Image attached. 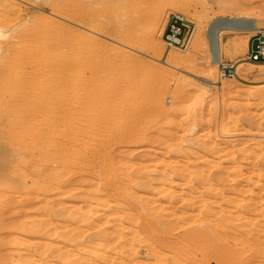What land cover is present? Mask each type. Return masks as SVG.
<instances>
[{"label": "rangeland", "instance_id": "rangeland-1", "mask_svg": "<svg viewBox=\"0 0 264 264\" xmlns=\"http://www.w3.org/2000/svg\"><path fill=\"white\" fill-rule=\"evenodd\" d=\"M5 2L7 4L3 5ZM0 7V23H2L5 34L0 36V72L2 74L0 80L3 85L7 86L4 85L1 88L2 83L0 82V96L2 97H0L2 99V101L0 100V142L3 141L2 145V142L0 143L2 146L0 148H3L0 149L1 154L2 152L7 154L5 145L15 139V130L9 129L12 126L10 123L13 115H17L24 108L22 114L27 115L28 113L30 117L35 116L28 120L31 127L46 125L50 116L52 117L54 114V117L63 111L62 106L56 104L57 102L54 103L58 100V94L61 98L62 95L67 98L71 89L78 82L75 77L79 75V81L86 78V80H90L98 66L106 68L110 65L112 68L107 70L109 73L104 70L105 72L101 74L104 76L103 79L99 75V80L96 81L98 84L100 83V87L102 84L103 88L105 86L110 90L113 86L112 90L115 89V91L116 87L117 91L130 88L129 92L127 91V95L131 96L129 109L125 107L123 111H117L118 114L121 112L124 114L118 118L117 124L126 125V127L128 124L130 128H134L132 131L135 132L128 140L125 139L127 142L125 140L124 142H102L101 146L100 143L103 140L101 136L104 134L101 128H104L105 123L95 120V125L100 128L95 131L98 136L95 132L93 135L85 133L86 130L83 126L84 132L81 129V137L76 143L84 153L86 152L89 160L87 159L84 164L78 163L79 166L69 165L70 172H67V168V174L65 171L64 174L60 169L55 170L54 174L57 173V175L55 177L52 174L51 177L54 176V178L50 180L43 174L49 166H56L57 160H53L47 153L43 154L42 148L38 149L34 146L32 159L29 157V164H27L31 173L29 171L30 174H26V169L23 167L26 163L23 160V155L20 153L21 151H16L18 152H15L16 161L24 169L19 167L20 171L16 170L18 175L16 172L14 173L15 187H17H14L16 192H13V198H15L13 203L6 202L8 194H10V187H4L7 189L6 194L4 189L2 192L0 191V202L2 201L0 210L2 217L5 215L7 218L1 224L2 226L0 225V264H43V262L44 264H86V262L88 264H123L124 262H126L125 264H236V262L237 264H264V256L262 257L258 254L259 251L257 252V247H264V235L262 236L264 234V175L257 177L259 172L264 174V166L261 167V164H264V65L242 60L254 31L222 28L219 34L220 61H235L238 65V75L232 78H221L218 66L220 61L217 64L211 61L208 40L210 37L207 36V27L218 16L227 19L241 16L258 20L260 27L264 28V0H0ZM158 11L161 12L160 15L156 14L159 13ZM172 13H180L194 24V34L188 49L168 48L163 40V31ZM150 14H156L157 20L160 19L159 29L153 36H150L149 24L141 21L143 16ZM161 15L162 17H159ZM43 35L45 36L43 37ZM59 41H61L60 46H58ZM15 42L17 43L15 44ZM156 42L160 43V46L162 43V46L160 47ZM41 44L42 46H40ZM57 49L58 51L60 49V53ZM78 49H80L77 51L79 53L82 49V55L78 53L81 67L79 66L77 69L73 64L64 65L60 62L67 59L66 56L69 52L75 53V50ZM16 50L20 56L15 53ZM61 50L65 53L64 55ZM46 52L48 56L44 55ZM13 53L18 56L15 57ZM7 54L8 57L10 56L9 59L12 58L10 62L6 58ZM172 54L179 58L182 57L184 62L177 67H171L159 61L160 58H166ZM42 55L47 56L43 57L45 63L42 62ZM18 57H22V59ZM52 58L55 60L54 62ZM63 58L64 60H62ZM34 61H40V63L37 64ZM14 63L18 66H14ZM37 67L38 70L40 69L39 71ZM71 70L74 71L73 74ZM68 74H72L74 77H69ZM24 79L26 83L22 82ZM59 79L63 82L69 79L73 83L71 82L69 85L66 81L64 84ZM100 80L102 81L100 82ZM107 84L108 86H106ZM64 91L67 95L64 94ZM156 92H159V99L164 103L163 108L155 107L157 100L154 95L156 96ZM50 94L51 97L54 96L57 99L53 98L54 106L51 108L46 102V98H49ZM124 94L126 95V92ZM16 96L18 97L16 98ZM7 97L8 100H6ZM9 97L12 98V101ZM38 99L42 100L39 102ZM36 105L38 108L35 107ZM20 107L21 109H19ZM91 107L92 105L82 104L79 108V112L82 109L80 116L86 117L87 111H89L87 116H90L89 114L93 112L90 110ZM39 108H43V110ZM7 109L9 112L6 111ZM48 109L49 115H47ZM40 111L43 115L37 113ZM125 111H128L127 114L133 113L132 115L135 116L133 122H128ZM82 119L83 117L81 122L85 121ZM31 120L33 123L30 122ZM44 120L46 123L43 124ZM7 123L8 125H6ZM139 126L141 134L137 133ZM6 129L10 130L9 135L6 133ZM101 130L103 134L100 133ZM11 132L14 134H12V140L10 139ZM5 135L7 136L5 137ZM30 163L32 164L31 168ZM78 167L79 169H77ZM257 167L262 169L258 170ZM71 170H74V173ZM21 172L25 173V176L21 175ZM121 175L122 177H119ZM126 176L130 182L124 178ZM111 178H114L115 181ZM116 181L120 186H123L120 183H126L128 188L126 192L129 193L127 194L114 186L115 183L117 184ZM191 182L193 185L190 184ZM260 197L263 200H260ZM196 201H200L201 207ZM252 201L258 202V209L246 212L243 207L244 203ZM108 207L110 208L108 209ZM185 218L189 222H194L187 224ZM247 218L250 224H248ZM255 218L258 219L257 222ZM88 221L89 223H87ZM90 221L94 225L93 227L91 225V228ZM86 223L87 226H85ZM200 225L202 226L200 227ZM76 226L80 227L79 231ZM120 226L123 228L121 229ZM127 226L130 230H125ZM259 228L263 230H260V233ZM199 229L200 237L198 236L200 235ZM231 229L234 230L230 231ZM246 229L248 232L252 230L255 237L261 236L259 238L261 242L257 238L255 240L263 243L259 245L255 241L259 246L254 242L255 247L251 248L252 246L249 245H253L251 241L253 237L247 233ZM120 231H123V234L127 236L119 237V235H123L120 234ZM254 231H256L255 234ZM242 232L243 234H241ZM72 233H74L75 239L73 236L71 238ZM114 233H118V236L113 235ZM76 236H78L77 239ZM220 236L222 238L219 239ZM244 236H248L249 241L244 239ZM125 238L127 240H124ZM194 238H197L195 242ZM239 238L240 241L244 239L245 242L244 240L240 242ZM242 242L249 246V248L246 247L247 250L245 249L246 244L240 245ZM117 243L119 244L117 245ZM59 245L60 247L57 248L56 246ZM106 246L107 249H105ZM112 246L116 248L115 252L118 254L113 250H111L113 252L110 251ZM129 246L131 247L129 248ZM240 246L242 249L244 248L245 254L240 251ZM53 247L54 249L56 247L55 252L54 249L52 250ZM97 247L99 250L103 247V251H108L105 254L101 250L100 253L103 256L105 254L104 257L102 256L103 258L99 256ZM59 248L60 250L57 251ZM88 248L90 250H87ZM120 248L122 253L118 252L121 251ZM151 248H154V251ZM250 248L252 252H250ZM147 249H150L151 252ZM95 250H98L97 253ZM237 250L241 252L239 256ZM255 250L257 253L254 254ZM91 251L93 256L92 254L89 256ZM131 252H134L133 256ZM145 252L147 255L143 254ZM107 253L109 255L112 253V255H108V257ZM84 254L89 257L85 258ZM114 255H116L115 258H113ZM121 255L126 257L122 259ZM259 255L261 257L258 258ZM90 257L95 259L91 260ZM202 257H206L204 258L206 262L202 260ZM119 258L120 260H118ZM121 259L126 260L123 262Z\"/></svg>", "mask_w": 264, "mask_h": 264}, {"label": "bare ground", "instance_id": "bare-ground-1", "mask_svg": "<svg viewBox=\"0 0 264 264\" xmlns=\"http://www.w3.org/2000/svg\"><path fill=\"white\" fill-rule=\"evenodd\" d=\"M7 3L5 2V4L3 3V5H6ZM10 7V6H9ZM0 9H1V7H0ZM3 9V8H2ZM14 12V11H13ZM17 12V11H16ZM159 13H156L157 15H160V11H158ZM1 13H2V10H1ZM165 13V12H164ZM17 14V13H16ZM156 14L154 15V14H150L149 16H143V18H141V21H144V22H146V23H148L149 24V27H150V29H149V32H150V36L152 35H154V33L156 32V31H158L157 29H159L158 27H159V20H157V17H156ZM5 17V16H4ZM159 17H162V15L161 16H159ZM41 18V17H40ZM91 19V18H90ZM12 20V19H11ZM43 20V19H42ZM83 21V20H82ZM85 21V20H84ZM96 21V20H95ZM140 21V22H141ZM42 22V21H41ZM144 22H143V24H144ZM148 24H147V26H148ZM42 26H43V24H42ZM131 26H132V24H131ZM45 27V26H44ZM208 29H207V36H209L210 38L208 39L209 40V48H210V58H211V61L213 62V63H215V64H217L219 61H220V58H221V45H220V38H219V34H220V30L222 29V28H227V29H233V30H245V31H248V32H252V31H255L256 29H258V28H260V23L258 22V20H254V19H248V18H246V17H241V16H234V17H231V18H223L222 16H218L216 19H214L213 21H211V23H210V25L207 27ZM31 29V28H30ZM51 29V28H50ZM148 29V28H147ZM38 30V29H37ZM44 31V30H43ZM36 32V31H35ZM40 32H41V30H40ZM56 32V31H55ZM34 33V32H33ZM37 33V32H36ZM158 33V32H157ZM4 34V30L2 29V23H0V36H2ZM146 34V33H145ZM149 34V33H148ZM156 34V33H155ZM5 35V34H4ZM3 35V36H4ZM21 35V34H20ZM53 35V34H52ZM29 36V35H28ZM34 36H35V33H34ZM41 36V35H40ZM45 35H43V37H44ZM50 36V35H49ZM57 36V35H56ZM133 36V35H132ZM23 37V36H22ZM30 37V36H29ZM33 37V36H32ZM43 37H41V39H43ZM124 37V36H123ZM25 38V37H24ZM48 38V37H47ZM132 38V37H131ZM151 38V37H150ZM21 39V38H20ZM35 39V38H34ZM40 39V38H39ZM47 40V39H46ZM49 42H50V40H48ZM55 41V40H54ZM24 42V41H23ZM27 42V41H26ZM60 42V44H58V46H60L61 45V41H59ZM69 42V41H68ZM76 42V41H75ZM158 42V41H157ZM156 42V43H157ZM14 43V42H13ZM17 42H15V44H16ZM28 43H30L29 41H28ZM27 43V44H28ZM40 43V42H39ZM62 43H63V41H62ZM93 43V42H92ZM20 44V43H19ZM31 44V43H30ZM50 44H51V42H50ZM160 43H157V45H159ZM25 45V44H24ZM39 45V44H38ZM38 45H37V47H38ZM68 45V44H67ZM72 46L74 45V42H73V44H71ZM90 45H92V44H90ZM26 46V45H25ZM29 46V45H28ZM40 46H42V44L40 45ZM76 46H78L77 45V43H76ZM84 46V45H83ZM160 46V45H159ZM161 46H162V43H161ZM160 46V47H161ZM20 47V46H19ZM18 47V49H20ZM68 47V46H67ZM80 47V46H79ZM93 47V46H92ZM35 48V47H34ZM40 48V47H39ZM45 48V47H44ZM46 48H47V46H46ZM45 48V49H46ZM53 48H54V46H53ZM60 48V47H59ZM70 48H71V46H70ZM156 48H158V47H156ZM23 49V48H22ZM32 49V48H31ZM38 49V48H37ZM41 49V48H40ZM40 49H38L39 51H40ZM51 49V48H50ZM72 49H73V47H72ZM87 49V48H86ZM28 50V49H27ZM36 50V49H35ZM80 49H78V50H75L74 52L75 53H73L72 51L71 52H69L68 53V55L66 56L67 57V59L66 60H64V58L62 59V60H64V62H62V61H60L61 63H63L64 65L65 64H70V65H72L73 64V66H75V68H77L78 69V67L80 66L81 67V65H79L80 64V61H81V59H80V61H79V58H80V54H81V52H82V49H81V52L79 53V52H77V51H79ZM17 51L18 50H16L15 51V53H17ZM20 51V50H19ZM31 51V50H30ZM48 51V50H47ZM56 51V50H55ZM57 51H58V49H57ZM70 51V50H69ZM12 52H13V50H12ZM12 52H11V54H12ZM25 52V51H24ZM33 52V51H32ZM44 52H45V50H44ZM49 52H51V51H49ZM49 52H48V54H49ZM61 52H62V54L64 55L65 53L63 52V50H61ZM86 52V51H85ZM15 53H13L14 55H15ZM43 53V52H42ZM52 53V52H51ZM50 53V54H51ZM56 53V52H55ZM55 53H54V55H55ZM58 53H60V49H59V51H58ZM78 53H79V55H78ZM87 53V52H86ZM18 54V53H17ZM20 54V53H19ZM18 54V55H19ZM21 54H23V53H21ZM29 54V53H28ZM47 55V52L46 53H44V55ZM95 54V53H94ZM18 55H15V57H17ZM82 55V54H81ZM20 56V55H19ZM35 56H37V55H35ZM48 56V55H47ZM46 56V57H47ZM85 56V55H84ZM117 56V55H116ZM10 57V56H9ZM9 57H8V54H7V57L6 58H8L9 59ZM14 57V58H15ZM30 57V56H29ZM40 57H41V55H40ZM39 57V59H41ZM43 57H45V56H43L42 55V62L43 63H45L44 61H43ZM45 57V58H46ZM55 57V56H54ZM87 57V56H86ZM90 57H91V54H90ZM19 59L21 58L22 59V57H18ZM25 58V57H24ZM55 58H58V57H55ZM96 58V57H95ZM94 58V59H95ZM26 59V58H25ZM28 59H31V58H28ZM36 59V58H35ZM50 59H51V57H50ZM61 59V58H60ZM92 59V58H91ZM108 59V58H107ZM12 60V58L11 59H9V61L8 62H10ZM14 60H16V59H14ZM36 60H38V58L36 59ZM46 60H48V59H46ZM45 60V61H46ZM183 60V61H182ZM20 61V60H19ZM19 61H18V63H19ZM27 61V60H26ZM33 61V60H32ZM52 61L54 62L55 60L52 58ZM90 61H92V60H90ZM97 61V60H96ZM159 61L161 62V63H163V64H165V65H167V66H171V67H177V66H179L180 64H182L183 62H184V59L182 58V57H180L179 58V56H174V54H172V55H169V56H167L166 58H160L159 59ZM31 62V61H30ZM34 62H37V61H34ZM46 62H49V61H46ZM52 62V63H53ZM95 62V61H94ZM13 63V62H12ZM20 63H22L21 61H20ZM26 63V62H25ZM38 63H40V61H38L37 62V64ZM55 63H57V62H55ZM98 63H99V60H98ZM111 63H112V61H111ZM34 64V63H33ZM42 64V63H41ZM40 64V65H41ZM94 64V63H93ZM7 65H8V63H7ZM18 66V64H15L14 63V66ZM30 65V64H29ZM44 65V64H43ZM53 65V64H52ZM60 65V64H59ZM105 65V64H104ZM106 65H107V63H106ZM105 65V66H106ZM13 66V67H14ZM20 66V65H19ZM23 65L21 64V67H22ZM38 66V65H37ZM112 66V65H111ZM11 67H12V64H11ZM28 67V66H27ZM36 67V66H35ZM51 67V66H50ZM49 67V68H50ZM63 67V66H62ZM72 67V66H71ZM17 68V67H16ZM25 68V67H24ZM23 68V70H25ZM32 68V67H31ZM43 68V67H42ZM41 68V69H42ZM53 68V67H52ZM55 68V67H54ZM58 68H60V67H58ZM58 68H56V69H58ZM64 68H66V67H64ZM110 68V65H109V67H106V68H104V67H100V66H98L97 67V71L96 70H94V71H96V73H94V75L96 74V76H94L93 74H92V79H90V80H81V81H79V79H78V77H79V75H78V77H75V78H77V80H78V82H76V84L74 85V88L71 86V88H73V89H71L72 91L69 93V96L67 97V98H65V96H63L62 95V98H61V96L58 94V96L60 97V99H59V97L56 99V97H51L52 95L50 94V97L49 98H46V102H47V104H48V106L51 108V107H53L54 106V104H53V101H54V99L53 98H55L57 101H55L54 103H56V104H58L59 106H62V108H63V111L62 112H60L59 114H57V115H55L54 117H53V115H52V117L50 116V118L48 119V117H47V119H48V121H47V123H46V120H44L43 121V124L44 123H46V125H44V126H36V127H31L30 126V124H29V119L30 118H35V116H29V114L27 113V115H24V114H22L21 112L24 110V108H23V110L20 112V113H17V115L15 114V116L13 117L12 116V119L11 118H9V119H11V123L10 124H12V126L11 127H9V129L10 128H12L13 130H15V132H14V134H15V139H13V133L11 132V140L13 139V141L11 142L10 141V144H8V145H5V150H6V153L7 154H5L4 152H2V154L0 153V191L2 192L3 191V189H4V187L5 188H7V187H10V194H8L9 196V198L7 197V200H6V202L8 203V204H11V203H13L14 202V199L15 198H13V192H16V191H14V187H15V183H16V181H15V178H14V173L16 172V170H18V168L19 167H21L22 165H18V163H17V161H16V155H15V152L16 151H21L20 153L23 155L22 157H23V160H24V162H26L24 165H23V167L26 169V171H25V173L26 174H30L31 173V169L29 170L28 168H27V166H29V165H27V164H29V157H31V155H33L32 154V148H34V146H36L35 148H42V151H43V154L45 153H47V154H49L52 158H53V160H57V162L58 163H56V166H49L48 167V169H47V171L45 170V172H44V174L43 175H46V177L48 176L49 178V180L50 179H53L54 178V176L56 177V175H57V173L56 174H54L56 171L55 170H58V169H60V170H62L63 171V173H64V171L66 172V169L68 168V170H67V172L69 173L70 172V170H69V165H71V164H73V165H77V166H79L78 165V163H81L82 162V164H84L86 161H87V159H88V156H87V154H86V152L84 153L83 152V150H82V148L81 147H79L78 145H77V143H76V141L77 140H79V138L81 137V133H80V131H81V129H82V132H84L83 131V129L85 128V130H86V132L85 133H87V134H89V135H93L94 134V132L95 131H97V129L99 128V126H97V125H95V120H100V121H102L103 123H105V125H104V128H101L102 130H103V132H104V134H103V132H102V130L100 131V133L102 132V138H103V140L101 141V143H100V145L102 146V142L103 143H107V142H113V141H123L124 142V140L126 139V140H128L129 138H130V136L131 135H134V133L135 132H133L132 130L134 129L133 127H131L130 128V126L127 124V127H126V125H124V126H121L120 124L118 125L117 124V120H118V118H120L121 116H123L124 114H122V112H121V114H118V112H120L121 110L123 111V109L126 107V109H129V107H128V105H129V103H130V95H127V91L129 92V89L127 90V88H123V89H121V90H118L117 91V87H116V91H115V89H113L112 90V87H111V89H110V86H109V89L110 90H108L107 88H105V86H104V88L102 87V84H101V87H100V83L98 84L97 83V81L96 80H99V75H101L102 73H104L105 71H107L108 69ZM19 69V68H18ZM47 69V68H46ZM61 69V68H60ZM74 69V68H73ZM80 69V68H79ZM112 68H110L109 70H111ZM2 70H3V67H2ZM31 70V69H30ZM37 70H38V67H37ZM40 70V69H39ZM38 70V71H39ZM50 70H51V68H50ZM53 70H55V69H53ZM59 70V69H58ZM105 70V71H104ZM114 70V69H113ZM239 70V69H238ZM28 71V70H27ZM34 71V70H33ZM43 71V70H42ZM63 71V70H62ZM77 71H79V70H77ZM77 71H76V75H77ZM13 72V71H12ZM74 72V71H73ZM73 72H72V70H71V73L73 74ZM108 73H109V71H107ZM112 72V71H111ZM3 73V75H4V72H2ZM10 73V72H9ZM20 73V72H19ZM45 73V72H44ZM49 73V72H48ZM47 73V74H48ZM69 73H70V71H69ZM22 74V73H21ZM23 74H25V73H23ZM22 74V75H23ZM36 74V73H35ZM46 74V73H45ZM51 74V73H50ZM55 74H57V73H55ZM72 74H68V75H70L69 77H71L72 76ZM82 74V73H81ZM81 74H80V76H81ZM0 75H2L1 74V72H0ZM28 75V74H27ZM59 75V74H58ZM63 75H64V73H63ZM105 75V74H104ZM113 75V74H112ZM8 76H10V75H8ZM43 76V75H42ZM65 76V75H64ZM15 77V76H14ZM13 77V78H14ZM25 77H26V75H25ZM39 77H40V75H39ZM38 77V79H40ZM67 77V76H66ZM72 77H74V75L72 76ZM97 77V78H96ZM100 77H102V79H103V75H101ZM6 78H7V76L5 77V81H6ZM10 78H11V76H10ZM16 78V77H15ZM15 78H14V80H15ZM20 78V77H19ZM29 78V77H28ZM28 78H27V80H28ZM32 78H34V77H32ZM47 78V77H46ZM56 78H57V76H56ZM64 78V77H63ZM81 78V77H80ZM117 78V77H116ZM26 79V78H25ZM25 79H24V81H22V82H25L26 83V81H25ZM36 79H37V76H36ZM51 79V78H50ZM89 79V78H88ZM210 78H208V80H209ZM14 80H13V84H14ZM66 80V79H65ZM74 80V79H73ZM76 79H75V81H77ZM110 80H111V77H110ZM211 80V79H210ZM30 81V80H29ZM56 81H57V79H56ZM55 81V82H56ZM59 81L60 82H62V83H66V81H67V84L69 83V85H70V83L72 82L71 80H69V79H67L66 81H61V79H59ZM102 80H100V82H101ZM112 81V80H111ZM115 81V80H114ZM113 81V82H114ZM0 82L2 83V85H1V88H2V86H4L3 85V82L0 80ZM21 81H20V83H22ZM43 82V81H42ZM47 82H49L48 81V79H47ZM52 82H53V79H52ZM112 82V83H113ZM212 82H213V80H212ZM9 83V82H8ZM32 83V82H31ZM73 83V82H72ZM116 83V82H115ZM29 84H30V82H29ZM46 84V83H45ZM45 84H44V87H45ZM49 84H51V83H49ZM129 84V83H128ZM41 85V84H40ZM48 85V84H47ZM46 85V86H47ZM56 86H57V83L55 84ZM61 85H63V84H61ZM69 85H68V87H69ZM114 85V84H113ZM131 85V84H130ZM6 86V85H5ZM10 86V85H9ZM29 86V85H28ZM31 86V85H30ZM106 86H108V84L106 85ZM128 86V85H127ZM7 87V86H6ZM19 87H20V85H19ZM26 87V86H25ZM25 87H24V89H25ZM50 87H51V85H50ZM12 88V87H11ZM14 88V87H13ZM27 88V87H26ZM61 88V87H60ZM118 88H119V86H118ZM20 89H21V87H20ZM28 89H29V87H28ZM30 89H31V87H30ZM48 89H49V87H48ZM47 89V90H48ZM59 89V88H58ZM3 90H5L4 88H3ZM22 90V89H21ZM20 90V91H21ZM31 90H33V88L31 89ZM60 90V92H62L61 91V89H59ZM108 90V91H107ZM126 90V91H125ZM0 91H1V89H0ZM17 91V90H16ZM26 91H28L27 89H26ZM35 91V90H34ZM57 91V90H56ZM11 92H13V91H11ZM15 92V91H14ZM21 92H23V90L21 91ZM126 92V95L124 94ZM45 93V92H44ZM51 93H52V90H51ZM54 93H55V91H54ZM57 93H58V91H57ZM121 93H122V95H121ZM2 94V93H1ZM12 94V93H11ZM28 94V93H27ZM64 94H66V92L64 91ZM158 94H159V92L157 93L156 92V96L154 95V98H155V100H157V103H155V107L157 106L158 108H163V106H164V103L159 99V96H158ZM8 95V94H7ZM34 95H35V93H34ZM67 95V94H66ZM5 96V95H4ZM45 96H46V94H45ZM57 96V95H56ZM1 97V96H0ZM12 97V96H11ZM14 97V96H13ZM18 96H16V98H17ZM21 97V96H20ZM19 97V98H20ZM37 97H38V94H37ZM47 97V96H46ZM2 98V97H1ZM0 98V100L2 101V99ZM23 98V97H22ZM35 98V97H34ZM83 98V99H82ZM9 99H11V101H12V98H10L9 97ZM31 99H32V97H31ZM6 100H8V97H7V99ZM27 100H28V97H27ZM37 100V99H36ZM39 100V99H38ZM40 100H42V99H40ZM40 100H39V102H40ZM70 100H71V102H70ZM29 101H30V99H29ZM129 101V102H128ZM27 102V101H26ZM45 102V101H44ZM2 103V102H1ZM14 103V102H13ZM19 103V102H18ZM18 103H17V105H18ZM3 104H5L6 105V103H4L3 102ZM21 104V103H20ZM19 104V105H20ZM34 104H35V102H34ZM82 104H86V105H92V107L90 108V110H92L93 112H91L89 115L90 116H87V113H89V111H87V113H86V117H84V116H80V113H81V111H82V109H81V111L79 112V108L82 106ZM157 104V105H156ZM25 105V104H24ZM44 105H46V103H44ZM1 106H2V104H1ZM8 106H9V104H8ZM8 106H6L7 108H8ZM12 106H13V104H12ZM29 107V105H26V107ZM5 107V106H4ZM24 107V106H23ZM35 107H37L38 108V106L36 105ZM40 107H41V105H40ZM86 107V106H85ZM13 109V108H12ZM17 109V108H16ZM19 109H21V107L19 108ZM39 109H41V108H39ZM125 109V110H126ZM9 109H7L6 111H8ZM34 110H35V108L33 109V112H34ZM41 110H43V108L41 109ZM44 110H45V108H44ZM119 110V111H118ZM27 111V110H26ZM36 111H37V109H36ZM118 111V112H117ZM9 112V111H8ZM41 112V113H40ZM40 112H37L38 114H41V115H43L42 114V111H40ZM49 109H48V114H47V112H46V114L47 115H49ZM84 112V111H83ZM126 112V117L128 118V122L130 121H132L133 122V120H135V116H133L132 114L133 113H129V114H127L128 113V111H125ZM5 113V112H4ZM26 113V112H25ZM31 113V112H30ZM43 113H44V111H43ZM6 114V113H5ZM32 114V113H31ZM34 114H35V112H34ZM11 115V114H10ZM45 116V115H44ZM7 117H8V114H7ZM83 117V119H85V121H83V119H82V121L83 122H81V118ZM90 117V118H89ZM3 118H4V115H3ZM2 118V119H3ZM6 118V117H5ZM94 120V121H91V120ZM40 120H41V118H40ZM43 120V119H42ZM3 121V120H2ZM35 121V120H34ZM39 121V120H38ZM119 121V120H118ZM4 122H6V121H4ZM7 122H8V120H7ZM30 122H32V120L30 121ZM36 122H37V120H36ZM39 122H41V121H39ZM94 122V123H93ZM33 123V122H32ZM99 123V122H98ZM119 123V122H118ZM0 124H1V120H0ZM3 124V123H2ZM102 124V123H101ZM122 124V123H121ZM130 124V123H129ZM134 124V123H133ZM142 124V123H141ZM6 125H8V123L6 124ZM32 125V124H31ZM40 125V124H39ZM80 125V126H79ZM3 126V125H2ZM10 126V125H9ZM34 126V125H33ZM83 126H84V128H83ZM103 126V125H102ZM14 127V128H13ZM3 129H4V126L2 127ZM100 129V128H99ZM143 129V128H142ZM2 130V129H1ZM7 131H6V133H8V135L10 134L9 132H10V130H8V129H6ZM133 132V134H131L132 132ZM140 132H139V131ZM5 131V130H4ZM2 132H3V130H2ZM98 133V132H97ZM137 133L138 134H141V128H140V126H139V128L137 129ZM5 134V133H4ZM13 134V135H12ZM95 134H96V132H95ZM97 135V134H96ZM136 135V134H135ZM7 135H5V137H6ZM98 136V135H97ZM88 137V136H87ZM90 137V136H89ZM101 137H100V139H101ZM8 138H9V136H8ZM96 138V137H95ZM83 139V138H82ZM98 139V138H97ZM85 140H87V139H85ZM125 140V141H126ZM82 141V140H81ZM90 141H91V139H90ZM99 141V140H98ZM99 141V142H100ZM2 142V143H1ZM1 145L3 144V141L1 140ZM94 142V141H93ZM98 142V143H99ZM127 142V141H126ZM9 143V142H8ZM6 144V143H5ZM85 144V143H84ZM84 144H82V145H84ZM0 145V147H2ZM4 146V145H3ZM84 147H85V145H84ZM83 147V148H84ZM94 147H96V146H94ZM264 147V146H263ZM0 149H3V148H0ZM95 149V148H94ZM98 149V148H97ZM96 149V150H97ZM4 150V151H5ZM106 150V149H105ZM261 150V149H260ZM1 151H3V150H1ZM10 151V153H8ZM93 151V150H92ZM98 152V151H97ZM16 153H18V152H16ZM19 153V154H20ZM257 153V152H256ZM91 154V153H90ZM253 155H254V153H252ZM261 154V153H260ZM16 156V157H15ZM93 156H94V154H93ZM259 156V155H258ZM264 156V155H263ZM19 159V158H18ZM21 159V158H20ZM31 159H32V157H31ZM76 160V161H75ZM89 160V159H88ZM32 161V160H31ZM248 161H250V160H248ZM254 162V161H253ZM263 162V161H262ZM22 164H23V162H22ZM86 164H88V163H86ZM31 163H30V168H31ZM94 165V164H93ZM110 165V164H109ZM253 165H254V163H253ZM86 166V165H85ZM91 166V165H90ZM252 166V165H251ZM262 166H264V164H261V167ZM23 167H21V169H24ZM75 167V166H74ZM83 167V166H82ZM257 168H259L258 170H261L260 169V167H257ZM72 169V168H71ZM74 169V168H73ZM77 169H79V167L77 168ZM76 169V170H77ZM82 169V168H81ZM98 169V168H97ZM96 170V169H95ZM114 170V169H113ZM18 171H20V169L18 170ZM18 171L16 172V174L18 173ZM24 171V170H23ZM29 171H30V173H29ZM61 171V172H62ZM74 171V170H73ZM72 170H71V172H73ZM84 171V170H83ZM82 171V172H83ZM94 171V170H93ZM121 171V170H120ZM124 171V170H123ZM126 171V170H125ZM48 172V174H45V173H47ZM67 172H66V174H67ZM77 172V171H76ZM85 172V171H84ZM107 172V171H106ZM111 172H112V170H111ZM22 174L21 175H23V176H25V173H23V172H21ZM74 173V172H73ZM78 173V172H77ZM119 173V172H118ZM198 173V172H197ZM247 173V172H246ZM19 174H20V172H19ZM52 174H54V176H53V178L51 177L52 176ZM65 174V173H64ZM71 174V173H70ZM76 174V173H75ZM123 174V173H122ZM258 175H257V177L258 176H263L264 174H262V173H257ZM18 175V174H17ZM16 175V176H17ZM59 175V174H58ZM110 175V172L108 173V176ZM113 175H115L114 173H113ZM128 176H129V174H127ZM59 176H63L62 174H60ZM107 176V177H108ZM123 176H125L124 174H123ZM136 176V175H135ZM119 177H122V175L121 176H119ZM132 177V176H131ZM169 177V176H168ZM167 177V178H168ZM109 178V177H108ZM114 178H115V176H114ZM114 178H111L112 180H114ZM126 180H127V176L126 177H124ZM129 178H130V176H129ZM116 179V178H115ZM118 179V178H117ZM110 180V179H109ZM130 179H128L127 180V182H130L129 181ZM138 180V179H137ZM172 180V179H171ZM188 180V179H187ZM19 181V180H18ZM115 181V180H114ZM118 181H120L119 179H118ZM118 181H116L117 182V184L115 183V182H113V183H115V185L114 186H117V188H119L121 191H123V192H125V193H127L126 192V189L128 190V188L126 187V183L124 184V182H122V183H120L121 185H123V186H120L119 184H118ZM137 182V181H136ZM135 182V183H136ZM176 182V181H175ZM190 182V181H189ZM20 183V182H19ZM107 183V182H106ZM52 184V183H51ZM142 184V183H141ZM191 185H193L192 184V182L190 183ZM18 185V184H17ZM48 185H50L49 183H48ZM47 185V186H48ZM110 185V184H109ZM113 185H112V187H113ZM135 186V185H134ZM195 186V185H194ZM17 187V186H16ZM15 187V188H16ZM51 187V186H50ZM114 188V187H113ZM61 189V188H60ZM130 189V188H129ZM5 190V194H6V190L7 189H4ZM17 190V189H16ZM100 190V189H99ZM119 190V191H120ZM175 190V189H174ZM196 190V189H195ZM9 191V190H8ZM177 191V190H176ZM106 192V191H105ZM130 192H131V189H130ZM129 193V192H128ZM127 193V194H128ZM136 193H137V191H136ZM173 193V192H172ZM101 194V193H100ZM102 195V194H101ZM117 196L118 197H120L119 196V194H117ZM127 196V195H126ZM260 196V195H259ZM0 197H1V194H0ZM15 197V196H14ZM107 197V196H106ZM105 198V197H104ZM252 198V197H251ZM101 199V198H100ZM262 199V197H260V200ZM198 200V199H197ZM253 200V199H252ZM263 200V199H262ZM103 201V198H102V200H101V202ZM136 201V200H135ZM201 201V200H200ZM200 201H196V202H200ZM248 201V200H247ZM249 201H250V199H249ZM256 201H257V199H256ZM259 201V200H258ZM2 202V201H1ZM0 202V203H1ZM5 202V201H4ZM171 202V201H170ZM211 202V201H210ZM112 203V202H111ZM121 203V202H120ZM113 204H115V203H113ZM200 204L201 203H199V205L198 206H200ZM233 204H234V202H233ZM258 202L256 203L255 201H252V202H250V203H247V204H245L244 203V205H243V207L245 208V211L246 212H249V211H253V210H256V209H258ZM13 205V204H12ZM104 205V204H103ZM190 204H188V206H189ZM191 206H192V204H191ZM206 206V205H205ZM235 206H236V204H235ZM102 207V206H101ZM105 207H106V204H105ZM190 207V206H189ZM201 207V206H200ZM199 207V208H200ZM110 207H108V209H109ZM119 208H120V206H119ZM124 208V207H123ZM1 209V208H0ZM107 209V210H108ZM163 209V208H162ZM166 209V208H165ZM191 209H192V207H191ZM195 209H196V207H195ZM111 210H112V208H111ZM168 210H170V209H168ZM209 210V209H208ZM225 210V209H224ZM260 210H261V208H260ZM5 212V211H4ZM4 212H3V214H4ZM114 212V211H113ZM234 212V211H233ZM116 213V212H115ZM118 213V212H117ZM189 213V212H188ZM196 213V212H195ZM200 213V212H199ZM214 213V212H213ZM255 213V212H254ZM264 213V212H263ZM263 213H260V214H263ZM119 214V213H118ZM242 215H243V213H241ZM115 215V214H114ZM114 215H113V217H114ZM117 215V214H116ZM132 215H133V213H132ZM156 215V214H155ZM200 215V214H199ZM215 215V214H214ZM213 215V216H214ZM230 215V214H229ZM249 215V214H248ZM247 215V216H248ZM3 215H2V212H1V210H0V225L7 219L6 217H5V215H4V217H2ZM193 216V215H192ZM224 216V215H223ZM246 216V217H247ZM255 216V215H254ZM261 216V215H260ZM120 217V216H119ZM183 217V216H182ZM196 217V216H195ZM207 217V216H206ZM205 217V218H206ZM215 217V216H214ZM213 217V218H214ZM222 217V216H221ZM225 217V216H224ZM242 217V216H241ZM245 217V218H246ZM249 217V216H248ZM253 217V216H252ZM6 218V219H5ZM97 218H98V220H99V217L97 216ZM107 218V217H106ZM110 218H112V217H110ZM117 218V217H116ZM115 218V219H116ZM134 218V217H133ZM159 218H160V215H159ZM164 218V217H163ZM184 218V217H183ZM258 218V217H257ZM186 219V218H185ZM196 219H198V218H196ZM212 219V218H211ZM244 219V218H243ZM259 219H260V217H259ZM114 220V219H113ZM131 220H132V216H131ZM165 220V219H164ZM192 220V219H191ZM215 220V219H214ZM217 220V219H216ZM249 219L247 218V221H248ZM251 220H253L252 218H251ZM255 220H256V222H257V220L258 219H256L255 218ZM260 220H262V219H260ZM264 220V219H263ZM9 221H10V219H9ZM105 221V220H104ZM108 221H109V219H108ZM137 221V220H136ZM135 221V222H136ZM146 221V220H145ZM158 221V220H157ZM186 221H187V224H188V220L186 219ZM203 221V220H202ZM106 222V221H105ZM116 222V221H115ZM121 222V221H120ZM160 222V221H159ZM183 222H185V221H183ZM192 222H194V221H192ZM192 222H189V223H192ZM199 222V221H198ZM214 222V221H213ZM258 222H260V221H258ZM264 222V221H263ZM87 223H89V221L87 222ZM87 223L85 224V226H87ZM93 223V222H92ZM99 223V222H98ZM203 223V222H202ZM227 223H228V221H227ZM148 224V223H147ZM209 224V223H208ZM217 224V223H216ZM248 224H250V222L248 221ZM254 224V223H253ZM91 221H90V224H89V226H90V228H91ZM118 225H119V222H118ZM124 225V224H123ZM159 225V224H158ZM185 225V224H184ZM199 225V224H198ZM212 225V224H211ZM210 225V226H211ZM215 225V224H214ZM2 226V225H1ZM0 226V227H1ZM84 226V227H85ZM94 225H92V227H93ZM163 226V225H162ZM202 225H200V227H201ZM208 226V225H207ZM209 226V227H210ZM222 226V225H221ZM243 226V225H242ZM248 226V225H247ZM263 226H264V223H263ZM262 226V227H263ZM77 228H78V231H79V229H80V227L79 226H76ZM181 227H182V224H181ZM194 227V226H193ZM258 227H259V224H258ZM257 227V228H258ZM75 228V227H74ZM87 228V227H86ZM89 228V227H88ZM120 228L122 229L123 227H121L120 226ZM119 228V229H120ZM191 228V227H190ZM206 228V227H205ZM219 228H220V226H219ZM249 228V227H248ZM254 228V227H253ZM252 228V229H253ZM85 229V228H84ZM126 229H129L130 230V228H128V226H127V228H125V230ZM163 229V228H162ZM212 229V228H211ZM228 229V228H227ZM66 230V229H65ZM77 230V229H76ZM102 230V229H101ZM100 230V231H101ZM115 231H116V229H114ZM117 230H118V228H117ZM124 230V231H125ZM153 229L151 228V231H152ZM165 230H166V228H165ZM205 230V229H204ZM221 230V229H220ZM223 230V229H222ZM234 229H231L230 231H233ZM257 230V229H256ZM260 228H259V233H260ZM263 230H264V228H263ZM263 230H261V231H263ZM81 232H82V230H80ZM95 231V230H94ZM135 231V230H134ZM138 231V230H137ZM186 231V230H185ZM215 231H216V229H215ZM228 231H229V229H228ZM242 231H243V229H242ZM246 231H247V229H246ZM251 232H248L247 231V233L249 234L250 233V235L253 237V239L251 238V236H249L250 238H251V241L253 242V245H249L251 248H253V247H255L254 246V242L255 241H257V240H259V242H261L260 241V239L259 238H261V236L258 238V235L255 237L253 234H252V230H250ZM98 232V231H97ZM102 232V231H101ZM127 232V231H126ZM125 232V233H126ZM129 232V231H128ZM132 232V231H131ZM192 233H193V231H191ZM222 232V234H223V231H221ZM255 232L256 231H254V234H255ZM258 232V231H257ZM78 234L80 233V232H77ZM119 233V232H118ZM118 233L117 234H113V235H115V236H118ZM123 234V231L121 232L120 231V234ZM155 233V232H154ZM237 233V232H236ZM263 233V232H262ZM64 234L66 235V233L64 232ZM81 234V233H80ZM151 234H152V232H151ZM199 234H200V229H199ZM231 234V233H230ZM233 234H234V232H233ZM238 234V233H237ZM241 234H243V232L241 233ZM258 234V233H257ZM82 235H83V233H82ZM140 235V234H139ZM143 235H144V233H143ZM197 235V234H196ZM203 235H204V233H203ZM209 235V234H208ZM215 235H216V233H215ZM261 235V234H260ZM264 234H262V236H263ZM71 236V238H72V236H73V239H75L74 238V233H72V235H70ZM101 236V235H100ZM120 236H127V235H125V234H123V235H119V237ZM173 236V235H172ZM199 237L201 236V234L200 235H198ZM204 236H206V235H204ZM214 236V235H213ZM219 236V235H218ZM218 236H216V237H218ZM247 236V237H248ZM68 238H69V236H67ZM77 237L78 236H76V239H77ZM142 237V236H141ZM199 237H198V240H199ZM226 237H227V235H226ZM231 237H233L234 238V236H232L231 235ZM240 237V236H239ZM247 237L246 236H244V239L246 238L247 239ZM248 237V239H250ZM88 238H89V236H88ZM92 238V237H91ZM94 238V237H93ZM116 239H117V237H115ZM122 238V237H121ZM220 238H222L221 236L219 237V239ZM236 238V237H235ZM238 238V237H237ZM257 238V240H255ZM1 239V238H0ZM82 239V238H81ZM80 239V240H81ZM106 239H107V237H106ZM196 239L197 238H194L193 240H194V242L196 241ZM203 239V238H202ZM202 239H201V241H202ZM244 239H241V241L242 240H244ZM247 239V240H248ZM84 240H85V238H84ZM84 240H83V243H84ZM91 240V239H90ZM115 240V239H114ZM124 240H127V238H125ZM123 240V242L124 243H126L125 241ZM198 240H197V243H198ZM213 240V239H212ZM63 241H64V238H63ZM82 241V240H81ZM95 241V240H94ZM108 241V240H107ZM142 241V240H141ZM145 241V240H144ZM238 241V240H237ZM239 241H240V238H239ZM238 241V242H239ZM240 241V242H241ZM249 241V240H248ZM264 241V240H263ZM52 242V241H51ZM56 242V241H55ZM93 242V241H92ZM117 242V241H116ZM167 242V241H166ZM235 242V241H234ZM244 242H245V240H244ZM244 242H242V244L240 243V245H243V243ZM258 242V241H257ZM258 242V244L259 245H261L262 243H259ZM81 244H83L82 242H80ZM89 243V242H88ZM105 243V242H104ZM121 243V242H120ZM129 243V242H128ZM127 243V244H128ZM131 245H132V240H131ZM170 243V242H169ZM222 243V242H221ZM57 244V243H56ZM60 244V243H59ZM78 244V243H77ZM98 244H99V242H98ZM108 244V243H107ZM112 244V243H111ZM119 243H117V245H118ZM137 244V243H136ZM149 244H150V242H149ZM161 244V243H160ZM167 244V243H166ZM172 244V243H171ZM194 244V243H193ZM209 244V243H208ZM225 244V243H224ZM246 243H244V245H245ZM249 244H250V242H249ZM257 243L255 242V245H256ZM257 244V246H259ZM264 244V243H263ZM88 245V244H87ZM101 245V244H100ZM99 245V246H100ZM110 245V244H109ZM114 245V244H113ZM130 245V244H129ZM187 245V244H186ZM236 245V244H235ZM239 245V244H238ZM93 246V245H92ZM105 246V245H104ZM103 246V247H104ZM115 246V245H114ZM124 247L126 246V245H123ZM134 246V245H133ZM223 246H225V245H223ZM249 246H247V244L245 245V249L247 250V248L246 247H248L249 248ZM256 246V247H257ZM34 247V246H33ZM51 247V246H50ZM57 248L58 247H60V245L59 246H56ZM56 247H55V249H56ZM102 247V248H103ZM131 246H129V248H130ZM139 247H141V246H139ZM151 247V246H150ZM153 247V246H152ZM232 247V246H231ZM96 248V247H95ZM102 248H101V250H102ZM108 248H110V247H108ZM112 248H113V246H112ZM110 248V251L111 250H113L114 252H115V249L116 248ZM119 248V247H118ZM136 248V247H135ZM171 248V247H170ZM188 248V247H187ZM229 248V247H228ZM240 248H241V246H240ZM249 249L250 250V252H252L251 250L252 249ZM257 248H258V250H257ZM257 248H255L256 250H257V252H258V254H260V255H262V257L264 256V247L263 246H259V247H257ZM51 249V248H50ZM54 249V247L52 248V250ZM55 249H54V252H55ZM69 249V248H68ZM91 249H92V247H91ZM97 249L99 250V248L97 247ZM104 249V248H103ZM105 249H107V246H106V248ZM121 249V248H120ZM134 249V248H133ZM152 249V251H154V248H151ZM196 249V248H195ZM205 249V248H204ZM233 249V248H232ZM58 250H60V248L59 249H57V251ZM87 250H90L89 248L87 249ZM98 250H95L96 251V253H97V251ZM101 250H99L98 251V254H99V256L100 257H102L103 256V254H101L100 252H101ZM119 250V249H118ZM117 250V251H118ZM123 250H125V249H123ZM131 250V249H130ZM147 250H150V249H147ZM243 250V251H242ZM256 250H255V252H253L254 254L255 253H257L256 252ZM113 251H111V252H113ZM241 252H244V254H245V251H244V248L242 249L241 248V250H240ZM48 252V251H47ZM64 252V251H63ZM92 252V251H91ZM105 252V254H106V252H108L107 250H105V251H103L102 250V253H104ZM119 253L121 252L122 253V249H121V251L119 250L118 251ZM124 252V251H123ZM126 252V251H125ZM150 252H151V250H150ZM163 252V251H162ZM234 252H235V250H234ZM241 252H238V250H237V255L239 256V254L241 253ZM246 252H248V251H246ZM50 253H51V250H50ZM71 253V252H70ZM116 253V252H115ZM185 253V252H184ZM230 253H231V249H230ZM252 253V254H253ZM67 255L69 254V253H66ZM77 254V253H76ZM79 254V253H78ZM91 254H92V256H93V252L92 253H90L89 252V256H91ZM105 254H104V256H105ZM114 254V253H113ZM116 254H118V253H116ZM126 254V253H125ZM129 254V253H128ZM131 254H132V256H133V254H134V252L132 253L131 252ZM143 254H146V252L145 253H143ZM161 254V253H160ZM165 254H166V252H165ZM188 254V253H187ZM249 254V253H248ZM56 255V254H55ZM73 255V254H72ZM95 255V254H94ZM109 254L107 253V255L106 256H108ZM110 255H112V253L110 254ZM109 255V256H110ZM120 255V254H119ZM123 255V254H122ZM121 255V256H122ZM138 255V254H137ZM147 255V254H146ZM186 255V254H185ZM258 256V258L259 257H261V256ZM64 256V255H63ZM75 256H77V255H75ZM84 256H85V258H86V256H88V255H85L84 254ZM88 256V257H89ZM96 256V255H95ZM98 256V257H99ZM103 256V257H104ZM108 256V257H109ZM115 256L116 255H114V257L113 258H115ZM135 256V255H134ZM144 257H145V255H143ZM160 256V255H159ZM172 256H173V254H172ZM241 257L243 256V254L242 255H240ZM97 257V256H96ZM102 257V258H103ZM123 257H126V256H122V259H123ZM128 257V256H127ZM130 257V256H129ZM128 257V258H129ZM165 257V256H164ZM207 257V256H206ZM206 257H202L203 259V261H205V259L204 258H206ZM233 257H234V255H233ZM68 258V257H67ZM80 258V257H79ZM91 258V257H90ZM121 258V257H120ZM120 258L118 259V260H120ZM163 258V257H162ZM188 258V257H187ZM76 259V258H75ZM95 258H91V260H94ZM121 259V260H122ZM156 259V258H155ZM167 259H168V257H167ZM184 259V258H183ZM236 259V258H235ZM239 259H240V257H239ZM244 259V258H243ZM245 259H246V257H245ZM45 260V259H44ZM69 260V259H68ZM86 260V259H85ZM88 261H90L89 259H87ZM86 260V261H87ZM126 260V259H125ZM124 260V261H125ZM129 260H131V259H129ZM140 260V259H139ZM151 260V259H150ZM164 260H165V258H164ZM241 260H242V258H241ZM42 261V260H41ZM46 261V260H45ZM61 261V260H60ZM82 261V260H81ZM123 261V260H122ZM123 261V262H124ZM138 261V260H137ZM136 261V262H137ZM166 261V260H165ZM43 262V261H42ZM47 262V261H46ZM45 262V263H46ZM77 262H78V260H77ZM83 262H84V260H83ZM119 262V261H118ZM121 262V261H120ZM119 262V263H120ZM139 262V261H138ZM140 262H142V261H140ZM174 262H176V261H174ZM206 262V261H205ZM242 262H243V260H242ZM90 263H92V262H90ZM95 263V262H94ZM100 263V262H99ZM115 263V262H114ZM126 262H124L123 264H125ZM128 263H129V261H128ZM131 263V262H130ZM133 263H134V261H133ZM146 263V262H145ZM43 264H44V262H43ZM76 264V263H75ZM86 264H88V262H86ZM96 264V263H95ZM117 264V263H116ZM122 264V263H121ZM135 264V263H134ZM147 264V263H146ZM177 264V263H176ZM201 264V263H200ZM236 264H237V262H236ZM240 264V263H239Z\"/></svg>", "mask_w": 264, "mask_h": 264}, {"label": "built area", "instance_id": "built-area-1", "mask_svg": "<svg viewBox=\"0 0 264 264\" xmlns=\"http://www.w3.org/2000/svg\"><path fill=\"white\" fill-rule=\"evenodd\" d=\"M194 24L180 13H172L163 31V40L168 48L188 49L191 46ZM242 60L249 63L264 62V28L256 29L248 45L247 51L244 53ZM220 77L232 78L236 77L237 64L235 61L226 60L219 62Z\"/></svg>", "mask_w": 264, "mask_h": 264}, {"label": "crops", "instance_id": "crops-1", "mask_svg": "<svg viewBox=\"0 0 264 264\" xmlns=\"http://www.w3.org/2000/svg\"><path fill=\"white\" fill-rule=\"evenodd\" d=\"M257 65H264V62L257 63Z\"/></svg>", "mask_w": 264, "mask_h": 264}]
</instances>
